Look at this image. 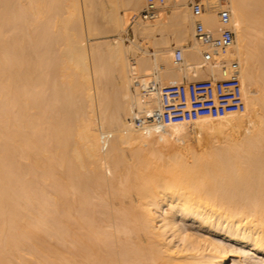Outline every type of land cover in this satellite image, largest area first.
I'll use <instances>...</instances> for the list:
<instances>
[{
    "label": "bare ground",
    "instance_id": "1",
    "mask_svg": "<svg viewBox=\"0 0 264 264\" xmlns=\"http://www.w3.org/2000/svg\"><path fill=\"white\" fill-rule=\"evenodd\" d=\"M81 1L0 0V264H264V0H201L198 18L188 0H173L148 24L131 22L145 0H104L116 36L104 54L85 34L105 22L86 25ZM222 7L235 37L219 57L239 61L245 109L138 130L134 118L158 97L135 78L220 76L218 63L201 66L207 46L194 23L217 34ZM100 128L112 132L106 149ZM127 149L142 152L126 154L142 158L132 169ZM35 194L60 202L38 209Z\"/></svg>",
    "mask_w": 264,
    "mask_h": 264
},
{
    "label": "built area",
    "instance_id": "2",
    "mask_svg": "<svg viewBox=\"0 0 264 264\" xmlns=\"http://www.w3.org/2000/svg\"><path fill=\"white\" fill-rule=\"evenodd\" d=\"M173 0H145L144 7L132 17L134 22L152 23L158 20L162 9L167 8ZM191 13L198 18L203 12L201 0L189 1ZM231 9L222 7L219 11L220 29L213 33L205 24L196 19L194 36L207 47L202 51L201 66L216 64L220 66V76L209 75L205 78L183 80L177 83L162 84L153 77L145 81L135 78L142 92L158 104L152 110H144L134 118L135 127L142 132L160 130L169 124L191 121L200 117H218L240 112L246 103L241 82V66L235 56L219 57V54L231 52L234 45V31L231 22ZM220 52V53H219ZM183 45L174 49V59L182 63ZM100 145L106 149L112 138V132L100 128Z\"/></svg>",
    "mask_w": 264,
    "mask_h": 264
},
{
    "label": "rangeland",
    "instance_id": "3",
    "mask_svg": "<svg viewBox=\"0 0 264 264\" xmlns=\"http://www.w3.org/2000/svg\"><path fill=\"white\" fill-rule=\"evenodd\" d=\"M189 1H193V0H188V2H189ZM188 5H189V9H190V3H189ZM80 7H81V15L84 17V23H85L86 25H87L88 16H94V17H95V20L98 19L99 22H101V24H102V22H105V20L103 19V16H102L103 13H104V9H105V7H104V0H94L92 3H88L87 1L82 0V1H81V4H80ZM168 8H169V7H168ZM120 10H121V8H120ZM190 11H191V9H190ZM135 13H136V12L132 13V17H133V15H134ZM102 19H103L104 21H103ZM131 22H134V21L132 20ZM96 23H97V22H96ZM96 25H97V27H99V26L101 27V28H100V27L97 28V29H100V31L97 30V33H95V35H94V34H92V36L90 35L89 39H87L88 36H87V34H85V35H86L85 37H87V38H86V45H90L91 41H94L96 44L98 43L99 46H102V48H103V50L99 51V54H101V53L104 54V52H107V51H108L107 41L110 40V39L112 40V37L114 38V37H116V36H111L113 32L110 30V28H109V24H108L107 20H106V22H105L104 24H102V25H100V23H99V24H96ZM98 25H99V26H98ZM130 25H132V24H130ZM130 25L128 26V33L130 34V36H132V35H131V32L133 33V30L131 29V26H130ZM84 29H85V28H84ZM106 30L108 31V34H106V33H107ZM10 31H11V30H10ZM95 31H96V29H95ZM98 31H99L100 33H98ZM110 32H112V33H110ZM8 33H9V32H8ZM12 33H14V32H10L9 34H12ZM128 33H126V34L129 35ZM96 34H97V35H96ZM107 38H108V39H107ZM95 40H96V41H95ZM106 40H107V41H106ZM108 42H109V41H108ZM125 42L128 44V43L130 42V39H129L128 37H126V38H125ZM100 44H101V45H100ZM100 48H101V47H100ZM27 49H28V48H27ZM147 49H150V50H151V51H150V54H151V55H152V54L154 55V53H155V52H154V46L150 45V46H148ZM104 50H105V51H104ZM27 51H28V50H27ZM241 78H242V76H241ZM109 84H110V83H108V82H107V84H102V87H103V88H108V92H107V94H111V93H112L111 95H113V92H114V91H113V90H114L113 88L115 87V85L113 84V86H112V83H111L110 85H109ZM242 87H243V85H242ZM132 90H134V87H132ZM107 94H106V95H107ZM46 95H47V96H46ZM243 95H244V87H243ZM109 96H110V95H108L107 97H109ZM114 96H115V95H114ZM114 96H111V98H109V99H110V100H111V99L113 100ZM46 97H48V92L45 94V99H46ZM112 100H111V101H112ZM114 100H115V99H114ZM47 101H48V100H44L43 102H46V103H47ZM43 104H44V103H43ZM44 105H45V104H44ZM112 105H113V103H112ZM114 105H115V104H114ZM110 108H112V107H111V103H110ZM113 108H114V107H113ZM46 117H48L47 114H46V116L44 117V119H46ZM218 117H219V116H218ZM218 117H217V118H218ZM44 125H45V124H44ZM206 129H207V130L204 131V132L209 134V129H208V128H206ZM191 132H192V133L195 132V133H193V134H196V135H197V131H195L194 129H191V131H189V135H188L189 140H190L192 143H193V142L195 143L196 140H197V139H196V136L193 135ZM190 133H191V135H190ZM190 136H191V137H190ZM192 137H193V138H192ZM194 139H195V140H194ZM194 143H193V144H194ZM195 144H196V143H195ZM131 150H132V149H131ZM131 150H130V151H129L128 149H127V151L125 150L126 152H124V153H125L124 157L126 156V154H127L128 152H130L129 155H130L131 157H134V156L136 155L135 158L138 159V157H137V153H138L139 151H138V150H136V151L133 150V151L135 152V153H133V151H131ZM137 151H138V152H137ZM131 152H132V153H131ZM139 153H142V152H139ZM129 155H127V158L125 157V159L127 160V162H125V163H129L128 166H130L131 169H132L133 164L135 165V162H137V163H136L137 165H138V163L142 162V160H141L142 158H139V160H141V161L138 160L139 162H138L136 159H135L136 161L133 160V159H131V158H130V160H129V157H130ZM132 155H133V156H132ZM147 155H148V153H147ZM145 156H146V155H145ZM148 156H151V155H148ZM144 158H145V157H144ZM148 158H149V157H148ZM125 159H124V160H125ZM132 160L135 161V162H133ZM145 160H146V159H145ZM131 161H132L133 163L130 164ZM143 161H144V160H143ZM125 163H124V164L121 163L120 166H121V165H122V166L124 165L123 168L126 169L127 165H126ZM122 166H121V170H122ZM125 166H126V167H125ZM105 167H106V166H105ZM105 167H104V169H105L104 171H106V168H107V167H106V168H105ZM128 168H129V167H127L126 170H128ZM130 168H129V169H130ZM133 168H134V167H133ZM36 170H37V169H36ZM38 170H39V169H38ZM38 170H37V171H38ZM40 170H41V168H40ZM40 170H39V171H40ZM126 170H125V172H127ZM36 173H38V172H36ZM38 174H39V177L42 179V177H41V176H42V175H41L42 172H41V174H40V173H38ZM123 174H124V173H123V171H122V176H121L122 178H123ZM125 174H126V173H125ZM40 175H41V176H40ZM35 177H37V176H35ZM36 180H37V179H36ZM36 180H35V181H36ZM38 180H39V178H38ZM38 180H37V181H38ZM123 180H124V179H123ZM125 180H126V178H125ZM39 181H40V180H39ZM39 181H38V182H39ZM41 181H42V180H41ZM44 182H45V181H44ZM101 182H103V181H101ZM104 182H105V181H104ZM104 182H103V184H104ZM36 183H37V182H36ZM106 183H107V184H106L107 187L111 184V183L108 182V181H106ZM108 183H109V184H108ZM37 184H39V183H37ZM42 184H44V183H41V184H40V185H41V189H40V187H39L38 189H40V190L43 189V186H45V185L42 186ZM48 185H51V184H47V186H48ZM100 185H102V183H101ZM47 186H46V187H47ZM34 187H36V186L34 185ZM52 187H53V186H51V187H47V188H48V189H50V188L52 189ZM101 187L104 189L105 186H101ZM36 188H37V187H36ZM47 188H46V189H47ZM105 188H106V187H105ZM34 189H35V188H34ZM38 189H37V192H38ZM44 189H45V188H44ZM44 189H43V192H44ZM48 189H47L46 191H49ZM106 189H107V188H106ZM46 191H45V192H46ZM45 192H44V193H45ZM53 192H55L54 194H57V193H56V190L53 189L52 192L50 191V193H52V194H51L52 197L54 196ZM46 193H48V192H46ZM36 194H37V193H36ZM36 194H35L36 201H37L38 199L40 200V199L43 198V197H42V198H37L38 195H36ZM39 194L41 195L40 191H39ZM45 195H46V194H45ZM51 196L49 195V197H51ZM39 197H40V196H39ZM45 197H46V196H45ZM49 197H47V199H46V198H43L44 200H42V201H37V202H36V203H37L36 207H37V208L40 207V209H41L43 206H39V204H41V203L44 204V202H45V204H46L47 201H45V200H51V199H49ZM52 197H51V198H52ZM52 199H54V198H52ZM95 200H96V198H95V199H94V198L92 199V201H95ZM97 200H98V199H97ZM114 200L117 201L118 199H114ZM92 201H91V202H92ZM39 202H41V203H39ZM50 202H53V203L55 204V202L58 203V202H60V201H57V200H56V201H53V200H51ZM91 202H89V205H90V204H96V201H95V202H92V203H91ZM38 203H39V204H38ZM53 203H52V204H53ZM57 203H56V205H57ZM52 204H51V206H54V204H53V205H52ZM61 204H62V200H61ZM61 204L59 203L58 206H60ZM41 205H42V204H41ZM63 205H64V204H63ZM111 205H112V204H111ZM58 206H57V208H58V209L60 208V210H59V211H60V214H61L62 212L64 213L65 211H62V212H61V209H62L61 206H60V207H58ZM114 206L117 207V203L114 204L113 207H114ZM92 207H94V205H93ZM53 208H56V206L52 207V209H53ZM64 208H65V207H64ZM38 209H39V208H38ZM58 209H57V211H58ZM64 210H65V209H64ZM52 211L54 212V215H55V213H56L55 210H52ZM57 213H58V212H57ZM98 213H99V212H98ZM60 214H59V215H60ZM51 215H52V213H51ZM51 215H49V216H51ZM49 216H48V217H49ZM61 216H63V214H62ZM61 216H60L59 218H61ZM66 216H67V214H66ZM48 217H47V220L49 219ZM67 217H68V216H67ZM67 217H66L65 219H64L63 217H62L63 219L61 218L63 221L65 220L64 223H63V225L65 224L66 219L68 220ZM54 218H55V217H54ZM59 218H58V220H59ZM50 220H52V217H51ZM53 220H54V219H53ZM56 220H57V219H56ZM62 220H61V221H62ZM59 221H60V220H59ZM57 222H58V221H57ZM50 223H51V222L49 221V225H50ZM52 223H53V221H52ZM66 224L68 225L67 222H66ZM60 225H61V223H60ZM52 226H54V225H51V227H50L51 229H52ZM55 226H56V224H55ZM65 226H66V225H65ZM54 228H55V227H54ZM57 228H58V227H57ZM57 228H56V231L58 230ZM60 228H61V227H60ZM62 228H63V227H62ZM62 228H61V229H62ZM51 229H50V230H51ZM52 230H53V229H52ZM64 230H65V229H64ZM57 232L59 233V231H57ZM62 232H63V231H62ZM66 232H67V231H66ZM66 232H65V233H66ZM54 233H55V232H54ZM65 233H64V234H65ZM61 234H62V233H61ZM61 234H59V235H61ZM57 235H58V234H57ZM63 236H64V235H63ZM60 237H62V236H60ZM68 237H69V236H68ZM68 237H65L63 240L67 239ZM56 238H57V239H56ZM55 239H56V240H55ZM55 239H54L55 242L58 243L57 245H58L59 247H61V248H64L65 246L68 245V242H66V241L63 242V240H61L63 243H62L61 241L58 242L57 240H60V239H61V238H58V236L55 237ZM61 243H62L63 245H64V243H67V244H66L65 246L62 247V245H60Z\"/></svg>",
    "mask_w": 264,
    "mask_h": 264
}]
</instances>
